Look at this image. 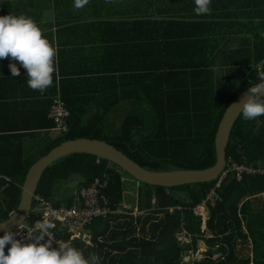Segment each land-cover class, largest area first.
Instances as JSON below:
<instances>
[{"label": "trees", "instance_id": "trees-1", "mask_svg": "<svg viewBox=\"0 0 264 264\" xmlns=\"http://www.w3.org/2000/svg\"><path fill=\"white\" fill-rule=\"evenodd\" d=\"M263 59L264 37L256 32L252 52L231 56L227 62L232 69L218 83L205 70H159L154 83L148 85L147 77L151 75L140 74L145 84L136 86L135 72H130L122 77L124 100L137 89L141 96L118 127L109 118L120 103L114 98L116 89L109 86L114 74L87 79L86 84L91 85L107 79L108 85L94 88L92 94L77 100L63 89V99L71 112L69 131L51 141L32 163L67 140L85 137L107 141L154 171L212 167L217 162L215 139L220 122L231 103L259 82L257 67ZM98 93L100 98L95 96ZM227 159L264 168V116L254 120L239 117L227 147ZM31 167L32 164L13 166L7 172L13 179L11 183L0 178V187L5 186L0 197V222L17 211ZM125 173L107 159L74 153L49 166L41 178L36 194L56 206H70L75 201V197L58 199L63 184L80 177L76 178L77 186L82 189L100 178L106 184L103 193L112 207L123 210L121 214L95 219L89 226L92 246L80 239L74 241L84 247L81 251L85 257L94 253L101 258V264H184V257L196 253L204 241L208 246L204 257L193 264H264V174L244 175L242 179L230 174L218 190L221 199L215 206L209 205L203 229L204 219L195 209L207 199L217 180L176 187L141 182L138 209L143 214L134 216V210L125 205ZM38 217L32 213L29 222ZM182 231L191 236L188 242L179 239ZM211 254L218 256L210 258Z\"/></svg>", "mask_w": 264, "mask_h": 264}, {"label": "crops", "instance_id": "crops-1", "mask_svg": "<svg viewBox=\"0 0 264 264\" xmlns=\"http://www.w3.org/2000/svg\"><path fill=\"white\" fill-rule=\"evenodd\" d=\"M210 7V14L197 16L194 0H89L82 9H75L73 0H0V16L32 18L56 52L53 84L44 93L28 87L22 66L20 75L12 76L9 64L19 66L18 61L0 60V178L5 180L13 166L34 165L59 137L50 113L53 97L63 89L77 100L108 85L107 79L96 85L86 84L87 79L114 74L109 86L120 103L109 118L118 127L141 96L137 89L124 100L122 77L130 72H135L136 86L145 84L140 74L151 75L148 85L154 83L159 70H205L212 81H221L232 69L230 57L249 55L256 32L264 37V0H212ZM139 187L135 205L125 204L138 216L143 214ZM179 234L191 238L186 231ZM206 250L200 244L188 256L204 257Z\"/></svg>", "mask_w": 264, "mask_h": 264}, {"label": "clouds", "instance_id": "clouds-1", "mask_svg": "<svg viewBox=\"0 0 264 264\" xmlns=\"http://www.w3.org/2000/svg\"><path fill=\"white\" fill-rule=\"evenodd\" d=\"M88 3L89 0H73V7L82 9ZM211 3L212 0H194V13L197 16L210 14ZM55 55L54 47L32 18L12 14L0 16V60L11 57L19 62V66L16 62L9 64L13 77L20 75L22 66L26 69L28 87L44 93L53 84ZM257 80L259 82L249 87L247 96L239 104L244 120L264 116V71L257 73ZM53 228L55 224L44 217L27 241L17 239L13 231H5L0 235V264H101L98 255L92 253L85 257L80 249L68 243L58 242V247H53L49 236Z\"/></svg>", "mask_w": 264, "mask_h": 264}, {"label": "water", "instance_id": "water-1", "mask_svg": "<svg viewBox=\"0 0 264 264\" xmlns=\"http://www.w3.org/2000/svg\"><path fill=\"white\" fill-rule=\"evenodd\" d=\"M248 91L249 88L241 93L225 112L215 139L217 162L207 169L154 171L141 166L107 141L84 137L61 143L41 157L30 168L22 187L18 209L8 220L3 221L4 223L0 225V235H3L5 231L14 232L16 228L29 220L34 206V197L46 169L61 158L74 153H90L107 159L111 163L118 165L136 180L153 186L176 187L186 184L216 181L227 166V147L233 128L241 116L239 104L245 99Z\"/></svg>", "mask_w": 264, "mask_h": 264}, {"label": "built area", "instance_id": "built-area-1", "mask_svg": "<svg viewBox=\"0 0 264 264\" xmlns=\"http://www.w3.org/2000/svg\"><path fill=\"white\" fill-rule=\"evenodd\" d=\"M264 66V59L258 64V70L261 72ZM51 117L55 122V131L57 134L64 135L69 131L68 119L71 116L70 110L63 99L61 92H58L52 101ZM235 174L238 179H242L244 175H262L264 168L256 167L247 164H241L234 159L227 160V166L217 179V184L214 189L208 194L207 199L195 209V213L204 219L203 229H206V221L209 214L205 215L204 210H209V205L215 206L221 199L218 190L222 187L225 179L230 175ZM7 183H11L13 179L5 176ZM106 184L102 179L97 178L91 186L83 187L79 190L74 198L73 205L63 203L56 206L51 200H47L40 195H35L32 213L39 217L33 222H25L15 229L17 239L27 241L29 235L35 231V226L41 222L44 217H47L55 224V228L49 231V236L53 240V247H58L59 243H68L73 246L76 239H80L87 243L91 242L90 225L99 217L108 218L113 214L124 213L121 209H114L108 197L103 193ZM5 186L0 187V197H2ZM71 235L70 239H66L65 235ZM181 242H188L180 234L178 235ZM48 237H45L47 240ZM190 257V256H189ZM203 257V256H201Z\"/></svg>", "mask_w": 264, "mask_h": 264}, {"label": "rangeland", "instance_id": "rangeland-1", "mask_svg": "<svg viewBox=\"0 0 264 264\" xmlns=\"http://www.w3.org/2000/svg\"><path fill=\"white\" fill-rule=\"evenodd\" d=\"M113 126L117 127L116 125H113ZM124 176H125L124 177L125 178V204L130 203V204L135 205V202L137 201V199H136L137 193H136L135 185H141L142 183L140 181L136 180L134 177H132L128 173L127 174L125 173ZM76 178L80 179V177H75L71 180L72 182L69 181L68 183H65L62 186H60L61 190L58 194V199L67 200V199H70L72 197H75L78 194L80 188H78V186L76 185L78 183V180ZM73 182H76V184H74ZM138 214L139 213H135L136 216H138ZM82 242L86 245H90V246L93 245L92 242L91 243H87L85 241H82ZM200 244L202 245V249L208 248L204 245L203 242L199 243V247H200ZM73 247H76L80 250H82V248H84V247H81L80 244L75 245V243L73 244ZM189 254H187V256L184 257V264H193V262L195 261V257H194V259L191 258L192 256L189 257L188 256ZM202 255H204V254H202ZM217 256H218L217 254H213V255L211 254L210 258L216 259L215 257H217ZM196 257L201 258V254L197 253Z\"/></svg>", "mask_w": 264, "mask_h": 264}]
</instances>
